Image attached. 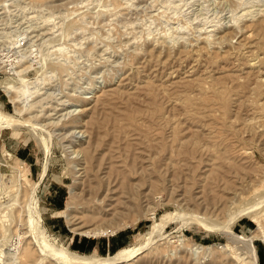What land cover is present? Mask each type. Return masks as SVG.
Returning a JSON list of instances; mask_svg holds the SVG:
<instances>
[{"label":"rangeland","instance_id":"obj_1","mask_svg":"<svg viewBox=\"0 0 264 264\" xmlns=\"http://www.w3.org/2000/svg\"><path fill=\"white\" fill-rule=\"evenodd\" d=\"M27 245L264 264V0H0V264Z\"/></svg>","mask_w":264,"mask_h":264},{"label":"bare ground","instance_id":"obj_2","mask_svg":"<svg viewBox=\"0 0 264 264\" xmlns=\"http://www.w3.org/2000/svg\"><path fill=\"white\" fill-rule=\"evenodd\" d=\"M50 78V77H49ZM41 80V79H40ZM36 81H39L38 80V78H37V80ZM28 82V81H27ZM35 83H38V82H35ZM24 84V83H23ZM40 85V83L38 84V87H40L39 86ZM36 86V85H35ZM4 87H6V88H9V85L7 86V85H4ZM19 88V87H18ZM20 88H22V87H20ZM19 88V89H20ZM29 88V87H28ZM33 88H34V85H33ZM32 88V89H33ZM36 88V87H35ZM18 89V90H19ZM8 90V89H7ZM20 90H22V89H20ZM31 90V89H30ZM94 89H92V91H93ZM34 91H36V89H34V90H32V92H34ZM92 91H89V92H92ZM8 92V91H7ZM10 92V91H9ZM36 92H38V91H36ZM24 93H26V91L24 90V87H23V90L21 91V92H19L18 93V96H20V95H22V94H24ZM30 93V92H29ZM28 93V94H29ZM39 93V92H38ZM37 93V94H38ZM88 93V92H87ZM33 95V94H32ZM17 95L14 97V98H12L13 100H15L16 101V97H18ZM31 96V95H30ZM84 98H87V97H84ZM17 102V101H16ZM21 108V107H20ZM22 110H24V109H19V111L21 112ZM72 111V110H71ZM70 111V112H71ZM69 112V111H68ZM22 113H23V111H22ZM72 113V112H71ZM66 114V113H65ZM67 114H69V113H67ZM24 169V168H23ZM20 171L22 172V177L24 178V179H26V181H27V178H28V172L27 171H23V170H21L20 169ZM30 178V177H29ZM30 180V179H29ZM31 181V180H30ZM29 182V181H28ZM89 232H86V233H84V234H88ZM95 234H97V232H95L94 233V235ZM232 236H234V235H232ZM231 237V236H230ZM235 238H237L236 236H234ZM238 239V238H237ZM231 241V240H230ZM234 243H236L235 241H234ZM30 244V243H29ZM204 247V246H203ZM239 248V247H238ZM35 249H34V247L32 246V245H27V246H25V248H24V251H23V253H21L22 254V259L25 261V263L27 264L28 263V261L29 260H31L32 258H33V256H34V254H35ZM122 253H124V252H122ZM121 254V253H120ZM121 258V257H120ZM23 261V262H24ZM27 261V262H26ZM104 262L106 263V264H113L112 263V260L110 259V260H104ZM30 263V262H29Z\"/></svg>","mask_w":264,"mask_h":264}]
</instances>
